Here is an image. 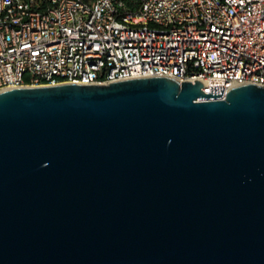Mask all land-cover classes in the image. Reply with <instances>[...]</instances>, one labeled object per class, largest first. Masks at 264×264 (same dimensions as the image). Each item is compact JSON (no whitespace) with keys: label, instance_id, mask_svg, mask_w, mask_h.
Wrapping results in <instances>:
<instances>
[{"label":"water","instance_id":"1","mask_svg":"<svg viewBox=\"0 0 264 264\" xmlns=\"http://www.w3.org/2000/svg\"><path fill=\"white\" fill-rule=\"evenodd\" d=\"M202 87L0 90V264H264V84Z\"/></svg>","mask_w":264,"mask_h":264},{"label":"built area","instance_id":"2","mask_svg":"<svg viewBox=\"0 0 264 264\" xmlns=\"http://www.w3.org/2000/svg\"><path fill=\"white\" fill-rule=\"evenodd\" d=\"M151 75L264 84V0H0V90Z\"/></svg>","mask_w":264,"mask_h":264}]
</instances>
